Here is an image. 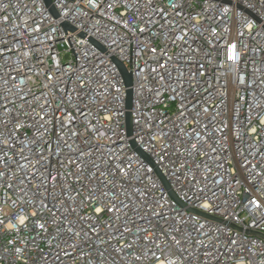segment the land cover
Listing matches in <instances>:
<instances>
[{
    "label": "built area",
    "instance_id": "2783aa9c",
    "mask_svg": "<svg viewBox=\"0 0 264 264\" xmlns=\"http://www.w3.org/2000/svg\"><path fill=\"white\" fill-rule=\"evenodd\" d=\"M52 4L0 0V264H264V0Z\"/></svg>",
    "mask_w": 264,
    "mask_h": 264
},
{
    "label": "water",
    "instance_id": "95a60500",
    "mask_svg": "<svg viewBox=\"0 0 264 264\" xmlns=\"http://www.w3.org/2000/svg\"><path fill=\"white\" fill-rule=\"evenodd\" d=\"M46 6H48L50 12L52 13L53 16L58 17L59 13L56 10V8L53 6L52 4V0H44ZM66 28L69 29H73V27L71 25H69L68 23L64 24ZM93 42H95V44L102 48V46L93 40ZM114 61L116 63V65L118 66V68L121 71V74L123 76L124 79V84L126 86V93H127V98H126V129H127V133L128 135H132L133 133V122H132V113H131V109H132V104H133V89H132V85H133V80H132V75L127 71L126 67L124 66V64L122 62H120L119 60H117L116 58H114ZM132 144L134 146H136L137 150L152 164L153 161L152 159H150V157H148L139 147H137L135 141H132ZM156 171L158 172L161 180L163 181L165 187L167 189L170 190V186L168 184V182L166 181L165 177L162 175V173L160 172L159 169H156ZM170 194L172 195V197L174 199H177L176 195L174 194V192L172 190H170Z\"/></svg>",
    "mask_w": 264,
    "mask_h": 264
}]
</instances>
